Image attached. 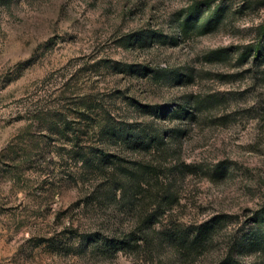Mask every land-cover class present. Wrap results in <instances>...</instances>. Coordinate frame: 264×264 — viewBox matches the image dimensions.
<instances>
[{
	"label": "rangeland",
	"instance_id": "374dc122",
	"mask_svg": "<svg viewBox=\"0 0 264 264\" xmlns=\"http://www.w3.org/2000/svg\"><path fill=\"white\" fill-rule=\"evenodd\" d=\"M194 1L0 0V264H218L238 239L264 264V57L243 56L264 0H213L229 15L185 35ZM108 122L161 143L109 142ZM88 148L120 164L85 165ZM213 218L201 254L161 239Z\"/></svg>",
	"mask_w": 264,
	"mask_h": 264
},
{
	"label": "trees",
	"instance_id": "16d2710c",
	"mask_svg": "<svg viewBox=\"0 0 264 264\" xmlns=\"http://www.w3.org/2000/svg\"><path fill=\"white\" fill-rule=\"evenodd\" d=\"M212 1L213 0H196L184 10L183 17L180 19L181 33L188 35L195 30L200 33H207L217 29L221 25L224 19L229 15L228 6L221 2L213 4ZM258 32L260 35L259 38L249 45V49L244 52L243 56H247L251 53L255 59L264 57V21L259 25ZM71 124V122L66 121L63 130H72L73 134L78 138L80 135L79 130L81 129L73 128ZM87 127L90 126L87 125ZM99 135L109 142H120L134 149H150L153 146H159L161 143L158 133H155L153 137L147 141L141 138V136L130 134L126 129L116 127L111 122H108V124L100 128ZM88 150L89 148L86 149L87 152H85V155L82 157V162L85 165L104 170L105 168L112 167V165L120 164L114 159L116 155L113 153L96 149ZM71 151L73 152V150ZM144 222L149 223L150 220L148 219ZM154 222L155 221L151 224L153 225ZM255 223L258 227L264 224V213H260L255 218ZM221 226L222 222L218 220V218H213L200 224L164 229L160 231V235L164 242L175 248H181V255L201 254L214 242L215 234ZM260 229L261 227L257 231L255 230V232L260 231ZM99 240H104V238L99 236ZM140 240L141 238L129 237L105 238L103 251L113 250L119 252L129 249L134 250L140 247ZM239 241L238 239L229 245L228 251L225 256L218 261V264H245L237 256V250L241 246V242ZM100 245V241H96V246Z\"/></svg>",
	"mask_w": 264,
	"mask_h": 264
}]
</instances>
